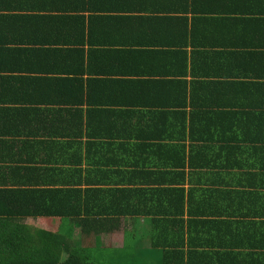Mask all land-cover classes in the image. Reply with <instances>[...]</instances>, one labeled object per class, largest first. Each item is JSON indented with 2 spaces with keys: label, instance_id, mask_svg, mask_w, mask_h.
I'll list each match as a JSON object with an SVG mask.
<instances>
[{
  "label": "trees",
  "instance_id": "obj_1",
  "mask_svg": "<svg viewBox=\"0 0 264 264\" xmlns=\"http://www.w3.org/2000/svg\"><path fill=\"white\" fill-rule=\"evenodd\" d=\"M164 1L0 0V264L263 261L264 254L242 251L252 243L232 238V220L197 218L208 191L185 189L190 160L183 140L186 118L205 121L204 130L214 133L218 128L209 119L232 116L250 117V128L263 139L264 110L242 116L228 105L207 110L206 103L191 112L181 109L186 94L177 90L185 84L180 78L187 59H196L194 67L203 53L194 32L201 19L161 11L167 10ZM218 1L225 0L200 1L199 15ZM132 7L142 14L127 15ZM220 11L226 14L224 7ZM139 25L153 28L149 40ZM155 44L166 48L157 53ZM158 69L174 71L177 79L158 83L150 77ZM120 73L129 77H111ZM250 90L247 82L235 88L238 105L250 103ZM187 95L191 105L207 98ZM146 118L153 122L144 123ZM256 145L264 152L263 140ZM140 152L165 157H136ZM230 193L226 210L241 211L252 198L247 191ZM124 217L148 218L147 235L125 231L121 248L101 247L98 238L119 230ZM27 218L57 220V229L27 225ZM252 238L263 245L264 233ZM214 240L220 250L199 248Z\"/></svg>",
  "mask_w": 264,
  "mask_h": 264
},
{
  "label": "crops",
  "instance_id": "obj_2",
  "mask_svg": "<svg viewBox=\"0 0 264 264\" xmlns=\"http://www.w3.org/2000/svg\"><path fill=\"white\" fill-rule=\"evenodd\" d=\"M168 1H170L169 4L172 3V5H168L166 0L163 2L167 10L161 9L160 7L158 8L161 11H170L168 8L182 10L189 18L191 15H197L201 19V24H199L198 28L196 27V29H194V32H197L196 42L201 45L200 48L203 53L199 56V61L196 62L194 67L192 66L191 60L196 59H187L188 68L185 76L180 78L183 79V83L185 84L179 86L178 90L176 89L177 92L182 89L183 94H186V99L183 101V108L181 109L186 112H191L192 109H196L199 105L201 106L202 103H206L207 110H225L223 106L228 105L231 107L232 111L239 110L237 115L242 114V116L248 115V112L254 113L255 111L264 110V0L218 1L212 6H207L208 8H206L205 13L202 15H199L198 4L203 0ZM221 7H224L226 14L222 15L220 13ZM136 9L137 8L133 9V7L130 8L127 15L142 14L141 11L135 12ZM227 18L232 25L230 27L225 25L229 24V21L224 23ZM246 20H248V22ZM221 23L224 24L220 25ZM139 26L143 27L144 31H148L146 36L149 40L153 35V28L150 29L143 25ZM155 47L157 53L159 52V48H166L159 44H155ZM244 54H246V60L243 59L245 57ZM161 62V60H157V67ZM193 68L195 71L192 70ZM161 70L163 69H158L159 72L154 70L153 72L155 74L152 73L150 77L161 84H166L170 80L177 79L174 77V71ZM153 74L154 76H152ZM117 75L119 76L111 77L120 79L129 77L123 76L121 73ZM141 77L150 78L148 76ZM243 82H247L248 86L251 88L250 95L254 97H250V103L242 101V104L238 105L241 100L233 97V94L237 93L235 88L241 86ZM187 94L207 96L208 99L200 97V100H198L199 104L191 105L190 96ZM225 94H231L232 98L224 96ZM114 109L120 110L117 108ZM150 109L153 108H146L143 106L136 107V110ZM153 111L154 110H151V112ZM124 115L125 114H122L121 118ZM215 116L218 117V114ZM213 119L215 118L209 119L208 123H213L212 126L218 128L214 133L208 129L204 130L205 121L201 119H193L191 121L193 124L189 122L190 117L185 119L186 122L184 126L186 127V131L183 142L186 148L185 158L186 160H190L186 161L184 166L185 189L191 188V190L199 192L203 190L208 191L206 193V206L204 203L201 204L205 209L201 210L200 206H197L196 209L197 213H203V215L197 217L200 221L218 219L232 220L237 226V228H235V235L232 236V238H242V241L246 239L245 242H250L253 245L249 247V249H242V251L249 253L254 252V254L258 253L262 255L264 254V242L260 247L255 246L256 240L254 239L255 237L252 238V234L257 236V234L261 235L264 233V152H260L256 145V141H264V137L261 139L257 136L258 134L254 132V129L250 128L252 124L247 122V119L250 121V117L236 118L232 116L229 120L214 121ZM122 121L126 122V120ZM136 121L138 120H131L129 122L134 123ZM142 121L144 123L145 121L149 123L153 122L149 118ZM119 122L121 123V121ZM189 125L193 127V130H190L191 128L188 129ZM262 135L264 136L263 133ZM133 141L135 142V140ZM166 141L169 142L170 140ZM119 157L126 160L124 154H120ZM136 157L156 158L165 157V155L164 153L140 152L139 156L136 155ZM237 190L251 193L252 198L249 202V204L252 203L251 208H247L249 205L247 204L244 209L241 208V211L237 207L226 210V198L230 196V192L233 193ZM215 195L217 199L214 198ZM193 197V201L196 202L197 198L195 194ZM240 213L242 214L241 217L239 216ZM219 214L221 216H219ZM123 219L124 221L131 220L132 224L135 222H140L141 224L145 223L143 224L145 230L143 233L135 234L134 231L130 232L138 237L147 235L148 218L124 217L122 220ZM35 221L39 223L42 221L43 224L39 227H43V229L47 228L43 226H46V219L44 218H27L25 224L37 227V225L33 224ZM118 231L119 230H115L107 234L103 233L100 236L99 241L103 248L107 246L113 248L122 247L124 233L127 230H125L123 234H119ZM209 231H213L216 236L222 237L220 233L217 232V229L212 228ZM254 231H257V233ZM76 232L79 233V229H76ZM198 234L200 235V233ZM103 235L108 237L114 235L116 241L120 240V246L104 244L102 241ZM246 235L247 238H245ZM227 238H229V236L225 239ZM221 241L223 242L225 240L223 239ZM217 243L218 242L214 240L213 244L207 242L204 246H200L199 248L209 251L220 250L219 248H215ZM208 246L210 247L208 248ZM146 253L147 252H145L144 255H146ZM150 257H152L151 254ZM261 264H264V257Z\"/></svg>",
  "mask_w": 264,
  "mask_h": 264
},
{
  "label": "rangeland",
  "instance_id": "obj_3",
  "mask_svg": "<svg viewBox=\"0 0 264 264\" xmlns=\"http://www.w3.org/2000/svg\"><path fill=\"white\" fill-rule=\"evenodd\" d=\"M50 221V220H49ZM42 222V221H41ZM48 221H45V224H46V226L47 227H49V228H51L52 229V227H53V229H57V220H52V222H48ZM136 223V222H135ZM133 223L132 224V222H131V220H126V221H124V219L121 221V228L119 229V231H118V233L119 234H123V232L125 231V230H127V231H134V233L135 234H141V233H143L145 230H144V225L143 224H145V223H143V224H141L140 222H138V223ZM33 224L34 225H37V226H41V224L38 222V221H35V222H33ZM141 224V225H140ZM44 227H46L45 225H43ZM78 235H79V233H78ZM77 236V235H76ZM75 238V240H77V239H81L82 240V237H74ZM98 240H100V237L98 238ZM83 243L84 244H87V243H92L93 244V241H94V239L93 238H87L86 240H84V238H83ZM102 241H103V243L104 244H106V245H110V246H120V240H117L116 241V239H115V236L113 235V236H111V237H108V236H106V235H103L102 236ZM102 247V246H101ZM105 248H113V247H105ZM114 249H116V248H114ZM117 249H119V248H117Z\"/></svg>",
  "mask_w": 264,
  "mask_h": 264
}]
</instances>
